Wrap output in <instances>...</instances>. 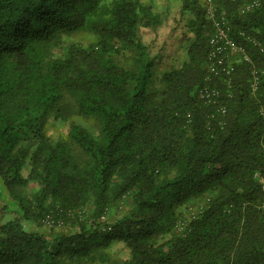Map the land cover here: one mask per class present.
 Masks as SVG:
<instances>
[{
	"label": "trees",
	"instance_id": "obj_1",
	"mask_svg": "<svg viewBox=\"0 0 264 264\" xmlns=\"http://www.w3.org/2000/svg\"><path fill=\"white\" fill-rule=\"evenodd\" d=\"M249 1L213 0L210 18L183 0L185 56L155 75L153 0H0V185L17 206L0 264H264V0ZM221 17L250 61L215 78L211 104L199 90ZM46 214L69 230L34 229Z\"/></svg>",
	"mask_w": 264,
	"mask_h": 264
},
{
	"label": "rangeland",
	"instance_id": "obj_2",
	"mask_svg": "<svg viewBox=\"0 0 264 264\" xmlns=\"http://www.w3.org/2000/svg\"><path fill=\"white\" fill-rule=\"evenodd\" d=\"M157 8L164 12L165 20L161 26L156 29H142V38L149 46V53L159 58L156 63L155 75H160L166 70H170L181 64L186 47L188 45V37L192 33L188 30L186 19L192 15L191 12H183V0H153ZM197 4L205 5V0H196ZM187 14V15H186ZM84 125L92 128V124L84 120H80ZM67 125L53 123L48 125V132L57 137L59 132H66ZM36 184H30L29 190H35ZM17 211V206L3 186L0 185V223L10 219L13 213ZM34 229L42 231L46 234L52 232L68 231L66 225L48 227L43 222L32 226ZM114 256L127 257L129 250L122 244L116 243L112 247Z\"/></svg>",
	"mask_w": 264,
	"mask_h": 264
},
{
	"label": "built area",
	"instance_id": "obj_3",
	"mask_svg": "<svg viewBox=\"0 0 264 264\" xmlns=\"http://www.w3.org/2000/svg\"><path fill=\"white\" fill-rule=\"evenodd\" d=\"M207 3V14L210 18L215 17V7L213 4V0H206ZM259 5V0H250L247 2L242 11H250L256 8ZM231 25L228 23V20L225 17H221L220 20L215 21V32L210 37V50L207 55V72L208 75L206 77V84L201 87L199 90V96L206 103L216 104L218 103V98L220 96L219 89L215 86V78L219 75L229 76L233 69L235 61L239 59H244L246 61H250L249 55L246 52V49L243 45L237 43L233 37L230 35V27ZM240 36L242 39L244 38L246 41L254 44L260 45L259 41L251 35L246 34L245 32H240ZM252 79H251V90L255 92L259 85V76L256 70L252 71ZM263 74V71H262ZM222 112H225V107L219 109ZM258 175V174H257ZM260 209L264 212V184H263V199L260 203ZM108 221V213H103L98 222H107ZM42 222L48 226H62L64 221L55 220L51 214H46ZM103 229H110V226H105Z\"/></svg>",
	"mask_w": 264,
	"mask_h": 264
}]
</instances>
